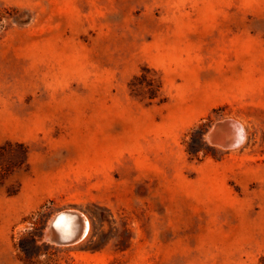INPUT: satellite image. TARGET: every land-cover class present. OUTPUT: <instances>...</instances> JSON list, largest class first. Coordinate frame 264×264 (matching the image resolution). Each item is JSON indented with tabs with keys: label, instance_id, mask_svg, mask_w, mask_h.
<instances>
[{
	"label": "rangeland",
	"instance_id": "374dc122",
	"mask_svg": "<svg viewBox=\"0 0 264 264\" xmlns=\"http://www.w3.org/2000/svg\"><path fill=\"white\" fill-rule=\"evenodd\" d=\"M0 264H264V0H0Z\"/></svg>",
	"mask_w": 264,
	"mask_h": 264
},
{
	"label": "bare ground",
	"instance_id": "6f19581e",
	"mask_svg": "<svg viewBox=\"0 0 264 264\" xmlns=\"http://www.w3.org/2000/svg\"><path fill=\"white\" fill-rule=\"evenodd\" d=\"M220 122L221 126L218 129L214 128L211 131L213 133V145L218 146L225 150H231L239 147L244 141L245 130L243 126L233 119H227ZM83 227L82 236L71 243L65 241L75 236L78 229ZM88 221L81 213L76 211H64L57 214L49 223L46 231V240L49 239L50 230H52L53 236L57 245L68 246L75 244L82 240L88 232Z\"/></svg>",
	"mask_w": 264,
	"mask_h": 264
},
{
	"label": "water",
	"instance_id": "95a60500",
	"mask_svg": "<svg viewBox=\"0 0 264 264\" xmlns=\"http://www.w3.org/2000/svg\"><path fill=\"white\" fill-rule=\"evenodd\" d=\"M226 122V120L223 122V123H225ZM221 123L222 122H218L212 129H218V127H220L221 126ZM211 129V130H212ZM210 130V132L208 133V141L213 145L214 143H213V133H214V131H211ZM215 146V145H214ZM50 230V233H49V239L47 240V241H49L50 243H53V244H56V240H55V238H54V236H53V233H52V230L51 229H49ZM82 233H83V227H80L79 229H78V231H77V233L75 234V236L74 237H72L71 239H69V240H67V241H65V242H67V243H71V242H73V241H75L76 239H78V238H80L81 236H82ZM46 238V237H45Z\"/></svg>",
	"mask_w": 264,
	"mask_h": 264
}]
</instances>
